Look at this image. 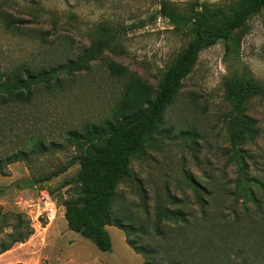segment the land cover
I'll return each instance as SVG.
<instances>
[{"label": "rangeland", "instance_id": "1", "mask_svg": "<svg viewBox=\"0 0 264 264\" xmlns=\"http://www.w3.org/2000/svg\"><path fill=\"white\" fill-rule=\"evenodd\" d=\"M244 1L0 0V11L14 19L10 29L0 19V74L21 65L33 71L69 61L85 65L62 75L59 88L33 89L28 105H0V161L45 147L28 163L0 171L2 212L21 214L32 229L0 264H264V191L253 187L261 208L233 196L237 166L228 90L238 78L261 89L246 112L260 134L241 149L253 159L246 160L248 177L264 184V9L247 21L239 47L218 42L199 55L162 124L130 159V177L118 185L106 212L134 232L126 236L107 226L112 249L102 253L64 219L65 203L80 197V167L73 161L87 149L73 148L67 132L84 136L93 125L104 127L131 85L155 93L193 38L189 27L175 28L160 15L162 6L221 22ZM86 52L93 55L83 57ZM44 202L57 210L52 220L42 212ZM163 210L181 213L184 221L158 222ZM127 239L149 255L136 254Z\"/></svg>", "mask_w": 264, "mask_h": 264}, {"label": "trees", "instance_id": "2", "mask_svg": "<svg viewBox=\"0 0 264 264\" xmlns=\"http://www.w3.org/2000/svg\"><path fill=\"white\" fill-rule=\"evenodd\" d=\"M264 9V0H245L244 4L233 10L221 22L212 21L204 13L200 15H181L173 12L165 4L160 15L175 28L189 27L192 40L177 58L174 64L163 74L155 93H151L141 85H131L124 100L117 106L115 116L102 128L91 126L86 134L78 131L67 132L68 143L75 149L86 152L76 157L80 172L75 184L80 188L77 201L65 203L64 219L71 232L79 234L90 241L98 251L108 253L112 249L111 241L106 232L107 226L122 231L126 236L134 232V227L124 225L122 218L113 217L106 212L111 205L116 189L120 183L130 177V159L142 153L145 143L162 124L166 107L178 92L182 82L192 73L199 55L215 46L218 42L230 43L239 47V40L244 32L247 21ZM0 19L5 27L14 26V19L0 11ZM86 52L83 57L92 56ZM85 65L79 61L68 62L66 65L40 68L37 71L27 66H18L4 77L0 74V105H28L33 100L38 87L49 90L51 84L60 87L62 75H73L74 71L84 70ZM232 104V130L230 141L237 166V177L233 196L238 202L253 203L262 207L261 200L253 191L257 186L264 191V184L248 177V163L253 160L241 146L254 142L259 137L256 121L249 117L248 103L261 95L260 87L247 78L235 79L228 85ZM51 147L54 144H50ZM40 143L30 154L17 151L10 157L0 161V171L4 167L18 162H29V155L44 152ZM3 164H2V163ZM67 167L59 169L47 180L64 173ZM80 206V207H79ZM159 220L184 221L181 213L163 210L158 212ZM32 235V229L23 220L21 214L3 213L0 208V256L10 251L16 244L25 243ZM126 244L139 255L147 256V249H137L128 239ZM146 250V251H145ZM144 264H150L145 262Z\"/></svg>", "mask_w": 264, "mask_h": 264}, {"label": "built area", "instance_id": "3", "mask_svg": "<svg viewBox=\"0 0 264 264\" xmlns=\"http://www.w3.org/2000/svg\"><path fill=\"white\" fill-rule=\"evenodd\" d=\"M56 211L57 210L52 206V204H47V202H44V209L42 212L43 214L45 213L48 220L53 219Z\"/></svg>", "mask_w": 264, "mask_h": 264}, {"label": "crops", "instance_id": "4", "mask_svg": "<svg viewBox=\"0 0 264 264\" xmlns=\"http://www.w3.org/2000/svg\"><path fill=\"white\" fill-rule=\"evenodd\" d=\"M1 256H4V254H3V255H1ZM1 256H0V257H1Z\"/></svg>", "mask_w": 264, "mask_h": 264}]
</instances>
